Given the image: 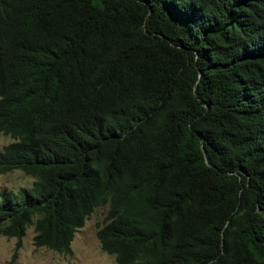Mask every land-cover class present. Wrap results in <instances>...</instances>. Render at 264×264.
Returning <instances> with one entry per match:
<instances>
[{
    "label": "trees",
    "instance_id": "trees-1",
    "mask_svg": "<svg viewBox=\"0 0 264 264\" xmlns=\"http://www.w3.org/2000/svg\"><path fill=\"white\" fill-rule=\"evenodd\" d=\"M0 134L11 259L264 264V0H0Z\"/></svg>",
    "mask_w": 264,
    "mask_h": 264
},
{
    "label": "rangeland",
    "instance_id": "rangeland-1",
    "mask_svg": "<svg viewBox=\"0 0 264 264\" xmlns=\"http://www.w3.org/2000/svg\"><path fill=\"white\" fill-rule=\"evenodd\" d=\"M11 138L0 134V147ZM33 178L19 168L0 173V190L8 189L21 197V186H29ZM106 204L94 207L76 228L70 241L72 252L65 254L44 246H36L32 242V226L26 227L21 236V243L15 256L11 259L15 237L0 235V264H116L112 255L101 250L95 235L96 228L105 214Z\"/></svg>",
    "mask_w": 264,
    "mask_h": 264
},
{
    "label": "clouds",
    "instance_id": "clouds-1",
    "mask_svg": "<svg viewBox=\"0 0 264 264\" xmlns=\"http://www.w3.org/2000/svg\"><path fill=\"white\" fill-rule=\"evenodd\" d=\"M6 135H8V134H6ZM8 136H9V135H8ZM9 137H10V136H9ZM10 138H11V137H10ZM11 140H12V138H11ZM9 141H10V140H9ZM9 141H8V142H9ZM6 143H7V142H6ZM3 145H4V144H3ZM1 148H2V147H0V149H1ZM1 173H2V172H1ZM32 178H33V177H32ZM83 222H84V221H83ZM82 224H83V223H82ZM80 226H81V225H80ZM78 227H79V226H78ZM78 227H77V228H78ZM75 230H76V229H75ZM75 230H74V231H75ZM73 234H74V232H73ZM95 235H96V234H95ZM72 237H73V236H72ZM96 238H97V237H96ZM71 239H72V238H71ZM97 240H98V239H97ZM70 241H71V240H70ZM98 243H99V242H98ZM44 247H45V246H44ZM70 247H71V246H70ZM99 247H100V246H99ZM46 248H47V247H46ZM49 249H50V248H49ZM101 250H102V249H101ZM103 251H104V250H103ZM71 252H72V249H71ZM106 253H107V252H106ZM65 254H66V253H65ZM108 254H109V253H108ZM111 255H112V254H111ZM112 257H113V255H112ZM113 259H114V258H113Z\"/></svg>",
    "mask_w": 264,
    "mask_h": 264
},
{
    "label": "water",
    "instance_id": "water-1",
    "mask_svg": "<svg viewBox=\"0 0 264 264\" xmlns=\"http://www.w3.org/2000/svg\"><path fill=\"white\" fill-rule=\"evenodd\" d=\"M202 150H203V147L201 146Z\"/></svg>",
    "mask_w": 264,
    "mask_h": 264
}]
</instances>
